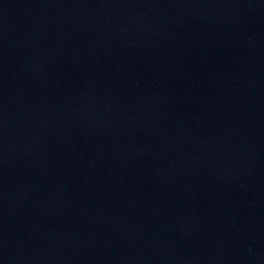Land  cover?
Masks as SVG:
<instances>
[{
  "label": "water",
  "instance_id": "95a60500",
  "mask_svg": "<svg viewBox=\"0 0 264 264\" xmlns=\"http://www.w3.org/2000/svg\"><path fill=\"white\" fill-rule=\"evenodd\" d=\"M0 264H264V0H0Z\"/></svg>",
  "mask_w": 264,
  "mask_h": 264
}]
</instances>
